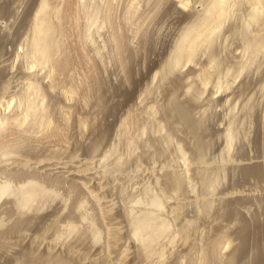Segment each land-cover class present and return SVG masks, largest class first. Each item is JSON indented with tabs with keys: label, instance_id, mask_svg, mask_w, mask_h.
<instances>
[{
	"label": "rangeland",
	"instance_id": "374dc122",
	"mask_svg": "<svg viewBox=\"0 0 264 264\" xmlns=\"http://www.w3.org/2000/svg\"><path fill=\"white\" fill-rule=\"evenodd\" d=\"M38 1L0 0V62L3 63H0V85L3 86L5 82L7 84V81L3 82V79L7 78L9 82L11 80V92L17 90L20 93L23 87L22 83L26 81L25 78L30 71L32 72L28 68L26 52H28L29 46L26 45L24 37L26 38L25 34L31 27ZM205 1L188 0L189 5L187 9L183 10L179 8L175 0L174 2L173 0L57 1L59 7L62 5V8L60 7L61 13L65 14L64 17L61 14L60 24L62 23L61 30L64 31V35L62 34L63 37L61 38L62 50L56 55L59 58L58 69L55 70L54 78L49 79H42L44 69L42 71L40 69L34 70L38 75V81L40 80L38 82L40 83L39 89L41 96H43L40 98L42 101L39 105L45 107L49 113L48 116L52 122L51 127L38 132L39 130L34 127L35 124L32 123V119L29 118L25 122L26 124H22L21 127L13 124L12 121V124H5L6 130L3 131V135H0L1 145L3 143L6 145L9 142L7 145L10 154L7 156L0 155V187L3 185L8 187L7 194L0 198V237H2V239L0 238L2 240V242L0 240V264H29L30 261L32 262L40 256H47L51 253L49 249H53V253L59 252L61 257L63 254V258L68 260L66 264L101 262L107 253L106 245L109 239L107 232L103 229L105 226L103 224L112 223L114 218L121 223L118 224L120 228L122 227L121 236H124L123 240L126 239L127 248L129 246L126 264H138L139 260L140 262L144 260L140 259L143 255L136 256L139 254L137 251L139 245L127 234L126 228L130 216L127 215L126 209L133 210L130 212L135 215L140 214L146 207L145 200L149 198V192L146 188H149L153 195L154 193L157 195L163 188L158 192V187L160 188L158 183L164 184L163 180H165L167 172L175 169L171 172L183 173L185 170L183 167L186 166L185 162L192 158L188 155L193 153L195 142L192 141L193 139L187 130L183 127L176 129V127L167 126L168 133L166 130L161 133L158 131L157 125L159 120H163V114H158L157 119H154L149 112V107L157 101L158 104L160 102L164 105L173 85L184 77L190 78L189 83L193 84L194 89L191 95L186 96L185 90H180L178 97L183 101L192 102L194 117L196 120L201 119L200 121L203 119L202 122L205 121L204 126L208 128V132L205 131L209 136L207 138L212 142V147L208 153L209 164L214 170V175L217 172L220 174L215 176L221 177L219 178L220 185H218L215 194L221 196L222 192L225 193L231 188H236L241 193H244L245 188L247 193L254 189L257 193L255 195L259 196L257 199L264 202L263 183L253 179L251 182L247 180L248 183L244 181L237 183L239 181L238 175L235 176L234 173L232 175L231 168L222 169L224 167L222 165H225L227 159H232L233 162H246L249 161L246 159L250 158V160L261 157L260 160L264 159L263 143L259 145L264 134V53L251 65L252 67L250 66L249 69L243 71L237 78L233 76L236 75L238 62L247 59L246 55L249 56V54H244L246 50L243 44V36H241L244 25H242V21L249 11H247L248 4L246 5L245 2L239 0L235 2V6H232L233 8L229 11L231 14L225 19L226 21L223 20L219 33H216L218 37L215 39L213 48L205 47L196 60L198 62L176 68L168 76L169 79L164 81L165 84L159 77L153 80L155 72L162 67L179 43L185 27L189 25L188 22L197 20L201 14ZM99 8L101 9L99 10ZM94 11L99 13V18L92 26L89 25V19L92 17L91 14L95 13ZM96 13L94 14L95 18L97 17ZM253 28L254 26L251 29ZM17 53H20L19 58L16 57ZM212 53L218 61L216 65L210 67L213 75L212 80L207 85H203L198 70L209 62ZM227 68H231L230 74H226ZM174 79L177 81L175 82ZM226 81L231 83L230 89L219 90L218 92L217 84ZM71 87L74 93L68 95L65 92ZM146 89L150 90L149 94H146ZM18 105L19 103L15 105V108L13 105L10 110L6 111L0 105V113L11 119L22 112V106L19 105L18 108ZM248 106L250 109L247 108ZM11 122L7 121V123ZM232 123H234L236 135L230 144L231 146L229 145L230 151L227 155L224 150L228 140L223 132ZM166 133L170 135L169 143L166 142L168 144L163 140ZM110 147H113V153L104 156L103 153ZM179 148L185 151L186 157L190 158L184 157V152L181 155L182 151ZM0 154L2 153L0 152ZM71 154H74L75 158ZM47 157L53 162L52 164L56 162L51 165L49 160L54 169L50 165L49 167L52 169L47 166L44 167L43 165L46 163L40 162ZM71 157L74 158V161L69 159ZM183 157L187 159L185 162ZM61 162L63 164H60ZM65 162L69 165H66ZM72 164L92 167L90 170L95 176L92 183L96 186L93 185L94 188L99 189L102 200L112 202V211L106 215L105 223H99L104 220H99V214L97 209L94 210L92 201L90 199L88 201L87 194L85 195L83 189L77 185V179L67 173ZM168 165L171 166L168 167ZM67 166L70 168H66ZM34 178L36 179L35 182L44 189L42 190L40 185L37 186L36 184L35 189L38 194L36 197L34 196L36 199L34 198L35 200L30 202L25 198V191L28 188L26 182ZM187 178L191 185H187L188 188L187 186L184 187V192L175 198L176 200L179 198L180 203L181 201L187 204L192 203V206L186 207L185 212L187 215H194L193 201L199 200L206 191L192 172L187 173ZM156 179L159 180L158 183H156ZM156 184H158L157 187ZM249 186L251 188H247ZM37 187L41 190H38ZM21 190H25L22 191L24 195ZM145 192L148 193L145 194ZM141 197L143 201L136 203V199H141ZM186 200L187 202H185ZM82 202H84L83 206ZM171 202L166 203L165 208L167 210H165L168 213L175 204ZM179 202L176 201V203ZM262 206L264 208V204L256 203L250 208V215L254 214V218L258 216L257 222L249 215L250 221H256L255 226L258 223L259 225L263 223L262 226H264V216L260 215L263 214L262 211L264 210ZM166 211L165 213L168 214ZM69 220L75 222V225L79 223L76 228L79 230H75L76 226H73L75 231L72 230V227L70 229L69 224H67ZM200 223L203 222H199L198 225ZM204 223L203 226H197V230L192 234V239L195 238L194 241L198 244H195L193 240L191 242L193 241L192 244L199 249L205 245L202 240L206 241L207 239L204 237L207 236L205 232L208 230L205 229H208V224ZM15 224L18 228L14 231L12 228L15 227ZM255 226L253 225V228ZM66 227L68 228L66 229ZM95 227L100 229L99 235L96 237L98 240L93 237L95 236L94 230H97ZM11 229L12 231H10ZM198 229L201 230L200 233ZM203 232L204 234H202ZM59 233L62 236L55 239ZM254 233L256 234V231L252 234ZM201 234L203 236H200ZM252 236L249 240V242L251 241L249 244L251 248L258 243L257 234L256 237ZM3 237L6 238L3 239ZM165 241H167L166 238ZM134 243H137L138 248ZM177 243L173 245L175 247L170 246L169 249L171 250L167 251L168 258L165 256L162 263L158 260L156 263L153 260L154 263L152 262V264H174L176 262V264H190L187 259L180 258L185 252V246L183 247L182 243H179L180 245ZM31 248L32 250H30ZM173 248L175 249L173 250ZM72 249H75L76 252L74 250L73 253ZM231 253L232 250L229 248L223 254L227 258ZM26 255H29L28 260L24 261ZM212 264L215 263L212 262Z\"/></svg>",
	"mask_w": 264,
	"mask_h": 264
},
{
	"label": "bare ground",
	"instance_id": "6f19581e",
	"mask_svg": "<svg viewBox=\"0 0 264 264\" xmlns=\"http://www.w3.org/2000/svg\"><path fill=\"white\" fill-rule=\"evenodd\" d=\"M57 1L58 0H39L37 5H36L37 7L35 8V12H34V15H33L32 21H31V27H29L27 34H25L26 38L24 37V41L27 43L26 45L29 46L28 52H26L27 53L26 55L28 57V58L26 57L27 62H28V68H29V70H32V72L30 71L29 75L27 74L28 75L26 77L27 79L25 78L26 81H24L22 83V86H23L22 91H20V93H19L16 90L15 92H17L18 95L15 92H11L12 84L10 85V83H12V81L10 80V82H9V80L7 78L5 80L3 79V82L7 81V84L5 82V84L3 86L0 85V90H1L0 91V94H1L0 105L5 109V111L10 110L13 105L15 108V105L17 103H19V105L22 106V108H23V109L20 108V109H22V112L20 110L21 113L19 115H17V116L15 115V117H12L11 119L7 118L8 117L7 115H6L7 116L6 117L4 114L2 115L0 113V135L1 134L3 135L4 134L3 131L6 130V128L4 127L5 124L6 125L12 124V122H13V124L21 127V125L24 124L29 118L32 119V123L35 124L34 127H36V129L39 130L38 132L45 131V129L51 127L52 122L50 120L51 119L50 116H48L49 113L47 112L45 107H40V105H39L40 101H42V99L40 100V98L41 97L43 98V96H41V92L39 89L40 83H38V82L40 80L38 81V78H37L38 75H36V71H34V70L40 69L42 71V69H44L45 71L43 70L44 73L42 74L43 75L42 79L43 78L49 79L52 77L54 78L53 75L55 73V70L58 69V66H59V63H58L59 60L58 59L59 58H57L56 55H58L60 50H62L61 38L64 35L63 34L64 31L62 32V30H61L62 29V26H61L62 23L60 24V22L62 20L61 17L62 16L64 17L65 14L63 15L61 13L60 10L62 8V5L60 6L61 7L60 8L58 6L59 4H57ZM175 1L179 5V8H182V10L187 9V7L189 5L188 0L187 1L186 0H175ZM203 1H205V0H203ZM239 1H241L243 3L245 2L244 4H246V5L248 4L247 11L248 10L249 11H248V14L246 15V17H244L243 21H242L243 22L242 25L243 24L244 25H243V30L241 32V36H243L242 37L243 42H244L243 44H244V48L246 50V53H244V54H249V56L246 55L248 57V58L246 57L247 59H245L244 61L240 60L241 62L240 61L238 62V68H236L237 69L236 75L235 74L233 75L236 78L239 75H241L243 71H245L246 69H249V67L257 61V59L260 57V55H262L264 53V0H239ZM173 2H174V0H173ZM173 2H172V4H173ZM235 2H237V0H206L204 5H203V10L201 11V14L197 17V20L196 19H194V20L190 19L192 21L188 22L189 25L185 27L186 29L183 31L182 36L180 35L181 37H180L179 43H177L176 47L171 52V54L169 55L168 59L164 62L162 67L158 71L155 72L153 80H156L157 77H159V78H161V80L165 84L164 81L169 79L168 76L171 73H173L176 68L185 66L186 64H189V63L195 64L196 62H198L196 60L198 59V56L200 55L202 50L205 47L208 48V47H212L214 45V43L216 41L215 39L218 37L216 35V33L221 29V27L223 25V20L226 21L225 19L229 17L228 16L229 14H231V13H229V11L231 10V8H233L235 6L234 5V4H236ZM106 4H107V2L105 3V5ZM113 5H115V4H113ZM91 9H92V7H91ZM100 9L101 8H99V10ZM62 12H64V11H62ZM110 12H111V10H110ZM67 13H69V12H67ZM102 13H103V11H102ZM61 14H62V16H61ZM94 14H91L92 17L89 16L90 17L89 25H92V26H94L95 21H97V19L99 18V16H98L99 13L98 14L96 13V15H97L96 18H95ZM108 20H110V19H108ZM64 21H65V19H64ZM122 21H124V20H122ZM252 26H254L253 29H251ZM64 28H65V26H64ZM107 28H108V26H107ZM94 30H96V29H94ZM240 31H241V29H240ZM89 39H90V37H89ZM116 41H118L117 38H116ZM120 52H122V51H120ZM16 57L19 58L20 53H17ZM217 61L218 60H217L216 56L212 53V55L209 59V62L206 65H203L201 68H199L198 75L202 78L203 85H207L212 80L213 75H212V72L210 71V67L216 65ZM0 63H2V61ZM29 70H28V72H29ZM230 72H231V68H227L226 74H230ZM4 76H5V74H4ZM10 79H11V77H10ZM23 80H24V78H23ZM18 81H20V80H18ZM174 81H175V79H174ZM189 81H190V78H188V77H184V79L177 81L173 85V88L171 89V92L168 95V97H166V103L164 105L160 104V102L158 104L157 103L158 101L157 102L155 101L156 103H154L153 105H151L149 107V112L154 119H157L156 117L158 114H160V113H161V115L163 114V117H162L163 120H159L158 125H157L159 132H161V133H162V131L165 132L164 130H166V132H167V128H166L167 126L174 127V128L176 127V129L183 127V129H186L188 134H190V137L193 139L192 141L195 142L194 143L195 145L193 146L194 151H192L194 154L191 153V154H193V156H191L190 153H189L190 155H188V156L192 157V158L189 157L190 159L188 157H186L187 154H185V151L180 149L181 147L179 148L182 151V153H180V154L182 155L184 152L185 155H183V156L189 159V160H187L186 158L183 157L184 162L187 160V162H185L186 164L184 163L186 166L183 167V168H185V170L183 169L184 170L183 173L182 172L178 173V171L177 172H174V171L171 172V170H175V169L170 170V168H168V167L171 165H168L167 169L170 171L167 170L168 171L167 174L165 173L167 176L165 175L166 178H165V180H163L164 184H162V182L158 183L159 180H157V179L155 180V181H157L156 183H158L160 186V188L158 187V192L163 187L161 189V191L159 193H157V195H155L156 193H154V195H155L154 196L152 194L153 192L150 193L149 188H146V190L148 189L147 191L149 192V194H148L149 198L146 197L147 195H145V197L148 198L147 200H145L146 202H144L146 207H144L145 209H143V211H141L140 214L138 213V215H135V214H133V212L132 213L130 212L133 210H127L126 209V211L128 212V213L126 212L127 215L130 216L129 221L127 220L128 217L126 219V221H128L127 222L128 224L126 223L127 224V228H126L127 234L130 238L135 240L134 242H137L139 245V249H137V251L140 255L137 253L138 255H136V256L143 255V257H141L140 259L141 260L144 259L145 261L144 260H142V261H144L145 264H150V263L152 264L153 260L154 261L158 260V261H160V263H162L165 259V256L167 257V254H168L167 251L171 250V249H169V248H171L170 246H173L176 244V242H178L177 244L182 243L181 245H183V247L185 246V249H184L185 252H183V256L181 255V257L180 256H178V257H180V258L183 257L184 259H187L190 264H207V263L212 264V262L215 264H249V263L250 264L251 263L252 264H264V226H262L263 223L260 225L258 223V224H256L257 226H255L254 223H256V221L258 222V219H256L258 216L256 215L257 217L254 218L253 217L254 214H252V216H251L249 213L250 208L253 207L256 203H259V204L261 203V205H263L264 202L262 200L261 201L258 200L259 196L255 195L257 193H255L254 189L250 193H247V192H245V190H246V188H245L244 193H241L236 188H231L230 190L228 189V191L224 190L225 193L224 192H222V194L220 193L221 196H217L215 194L218 185H220L221 181L219 178H221V177H219V178L216 177L217 176L216 174H218V176L220 174V173H217L216 171H215L216 176L214 175V172H213L214 170H213L212 166H210V164H209L208 153L212 147V142H211V140H209L207 138V137H209L206 134V131L208 128L206 126H204L205 121L202 122L203 119H202V121H200L201 119L196 120V118L194 117L193 109H192V105H191L192 102L190 103V102L183 101L182 99H179V97H178V92L180 90H185V92H186L185 96L192 94L194 86H193V84H191V82L189 83ZM52 83H51V86H52ZM230 87H231V83L226 81L223 83H218L216 88L218 89L217 91L219 92V90L226 91V90L230 89ZM13 88H14V85H13ZM162 88H164V87H162ZM145 92H146V94H149L150 90L146 89ZM65 93H68V95L69 94L73 95L74 90L71 87V89H68ZM19 105H18V108L20 107ZM247 108L250 109L249 106ZM7 121H10V122L12 121V122L7 123ZM234 127H235L234 123H232V125H230L225 130V132H223L224 135L226 136L227 140H228L226 149L224 150L226 154L230 151L229 150L230 149L229 147L231 146L230 144L232 143V141L236 135ZM49 131L51 132V130H49ZM27 133H28V131H27ZM27 133L24 132V134H27ZM167 133L165 134V139H163V140H165L164 141L165 143L166 142L169 143V141H170V135H167ZM52 134L55 135L54 133H52ZM261 136H262V133H261ZM262 137H263L262 142L260 141L261 140L260 138H259L260 139L259 141L261 143H259L258 141L257 142L259 143V145H262V143H263V145H262V147H263L264 146V134ZM8 143H6V145H4V143L2 145L0 144V152L2 153L0 155H3V156L6 155L7 156V154H9L8 153L9 152L8 145H7ZM168 143H166V144H168ZM10 145H12V144L10 143ZM92 147L95 148L94 146H92ZM99 147H98V149H99ZM260 148H261V146H260ZM181 151H179V152H181ZM11 153H13V152L11 151ZM112 153H113V147H110V148H108L107 151L105 150V153H103V154H104V156H107V155L112 154ZM71 155H73V157H74V154H71ZM0 158H1V156H0ZM74 158L71 157L69 159L73 160ZM259 158H260V156H259ZM61 159H63V158H61ZM250 159H246V160H249L246 162H241V161L240 162H236V161L233 162L232 159H227L228 161H226L225 165H222L224 167H222V166L221 167H222V169L224 168L225 170H226V168H228V169L231 168L230 169V170H232L231 174L232 175L235 174V176L238 175L239 181L237 180L238 178L236 177L237 178L236 180L238 181L237 183H239L240 181L247 182V180H250V182H251V179H253L256 182H261L264 184V159H262V160H260V159L250 160ZM49 160L50 159L47 157L46 159H44L40 162L46 163L43 165L44 167H46V166L49 167L50 162H51V160H50V162H49ZM62 162L60 164L64 163V162L63 163ZM66 162H65V164H66ZM70 162H72V161H70ZM52 163L53 162H51V165H54L56 162H54V164H52ZM80 163L81 162H79V164ZM38 164L42 165L41 163H38ZM40 165H39V167H40ZM66 165H69V164H66ZM68 167L69 166H67L66 168H68ZM52 168H50V169H52ZM91 168L88 167L87 165L86 166H79V165H73L72 164V167L69 170L67 169L68 170L67 173L69 175H71L72 177H74L75 179H77V181H76L77 185L79 187H81V189H83L85 195L87 194L86 196H88V198H87L88 201H89V199L92 201L94 208H95L94 210L96 211V209H97V212H98L99 217H100L99 220L101 221V220H104L106 218V215H109V213L112 211V204H111L112 202L109 203V202L102 200V198L100 197V194H99V189L94 188L95 185L92 183L94 182L95 176L93 173H91V170H90ZM163 168H164V166H163ZM45 169H47V168H45ZM225 170H223V171H225ZM189 172H192L194 174V176L198 178L202 187L206 191L205 194L202 195L199 200L193 201L194 202L193 203L194 204V211H193L194 215H187L185 212L186 207L188 205L192 206V203L187 204V203H183L182 201L180 203L178 201L179 198L177 200L175 198L178 194L180 195L181 192H184L183 191V190H185L184 187H186L187 185L188 186L191 185L189 179L187 178V173H189ZM35 180L36 179L34 178V179H30L28 182H26V185L28 186V188H27V191L24 190L26 192L25 198H26V200H29L30 202L36 197V194H38V193H36V189H35V186L37 184L35 182ZM160 183H161V185H160ZM158 184H156V187L158 186ZM243 184H245V183H243ZM38 185H40V184H37V186ZM188 186H187V188H188ZM241 186H239V187H241ZM250 186H252V184H250ZM250 186L247 188H251ZM25 187H24V189H26ZM40 187L42 188L41 185H40ZM43 189L44 188H42V190ZM7 190H8V187L6 185H3L0 187V198L3 195L7 194ZM38 190H41V189L38 188ZM38 190H37V192H39ZM240 190H242V189H240ZM22 191L23 190H21V192ZM147 193L145 192V194H147ZM46 194H47V192H46ZM23 195H24V193H23ZM86 196H85V198H86ZM257 197H258V199H257ZM23 199H24V196H23ZM174 199L179 203H176V201L175 202L173 201L175 204L173 202H171ZM24 201H23V203L26 202V201L25 202ZM142 201H143V199L141 197V199H139V198L136 199L135 202L139 203ZM30 202H28V203L30 204ZM168 202H171L174 204V205L172 204L173 206L171 205L172 208L170 209L171 211L169 210L170 211L169 213L166 211L167 208H165L166 203L168 204ZM185 202H187V200ZM190 202H192V201H190ZM262 202H263V204H262ZM83 203L84 202L81 203L82 206H83ZM23 205H25V204H23ZM21 207H22V205H21ZM78 207H80V206H78ZM262 208H263V206H262ZM165 211L168 214H166ZM262 213L263 214H260V215L264 216V210L262 211ZM249 215H250V217H252V219H256V221L251 220L253 222L252 223L249 219ZM83 218H85V217H83ZM70 221L71 220H69V222ZM69 222L67 224H69L70 229H71V227L73 228V226L74 227L76 226L75 230H79V229H76L77 226H79L78 225L79 223L77 225H75V222H72V221L70 223ZM199 222H203V223L206 222L208 224L207 225L208 229L205 227L206 228L205 230H208L207 232H205V235H207V236L204 237L205 239L206 238L207 239H206V241L204 239L202 240V241H204V243L200 241L201 243L205 244L204 246L201 245L202 247H200V249L197 248L196 245L194 246V244H192V242L195 239V238L192 239V236H193L192 234H194L193 232L197 230V226H199V227H200V225L203 226V223H200V225H198ZM22 223H23V221H22ZM99 223L103 224V223H105V220L101 221ZM118 224H121V223L116 221L115 218L112 220V223L103 224V225H105L104 227L99 224L101 227H103L104 231L107 232V234H108L109 239H108V244L106 245L107 246V249H106L107 253H105L106 254V255H104L105 258L102 259L103 261H101V262L91 260V261H93V264H126V262H128V261H126V259H128V255H129L128 254L129 246L127 248V245H126L127 241L125 243L126 239L123 240L124 236L123 237L121 236L122 235L121 234L122 233V231H121L122 227L120 228V226ZM252 224L255 226V228L256 227L257 228L256 229L253 228ZM16 225L17 224H15V227L12 228V229H14V231L18 228V227H16ZM91 225H93V224H91ZM204 225H205V223H204ZM67 228L68 227H66V229ZM95 228H97V227H95ZM12 229L10 231H12ZM98 229L99 228H97V230ZM252 229H254L256 231L257 238H258V239L257 238L256 239L258 240V243L256 242L257 244L256 245L254 244L255 247L251 248L250 247L251 245H249L251 242V241L249 242V240L251 238L250 236L253 235L252 237H254L256 235L255 233H254L255 235L252 234L253 232H255ZM72 230H74V228ZM97 230H94L95 231L94 232L95 236H93L94 238H96L99 235L100 229L98 231ZM198 231H199V229H198ZM200 231H199V233H200ZM8 232H9V230H8ZM92 233H93V230H92ZM59 234H58V236L55 237V239L56 238L59 239L60 238L59 236H62L61 234L60 235ZM202 234H204V232ZM202 234L200 236H203ZM0 236H1V234H0ZM0 238L2 239V237H0ZM5 238L3 237V239H5ZM165 238L167 239V241H165ZM200 238H202V237H200ZM96 239L98 240V238H96ZM191 240H193V241L191 242ZM198 240H199V238H198ZM252 241H253V239H252ZM1 242H2V240H1ZM36 243H38V242H36ZM137 243L136 244L134 243V244L137 245ZM196 243L197 242H195V244ZM138 245H137V248H138ZM35 247H38V246H35ZM173 247H175V246H173ZM32 248L30 250H32ZM229 248L232 250V253L227 258H225L223 253L225 250H227ZM174 249L175 248H173V250ZM46 250L48 251V249H46ZM52 250L49 249V251L51 253H49V254L46 253V254H48L47 256L43 255V257L40 256L37 259L34 258L35 260H32L33 259V255H32V259L29 257V259L32 260V262L30 261L29 264H66V262L68 260L66 261L63 258V254L61 257L59 252L53 253ZM72 250H73L72 252L74 253L75 249H72ZM106 250H105V252H106ZM69 251H71V250H69ZM75 252H76V250H75ZM39 253H40V251H39ZM29 254H31V252ZM37 255H34V256L38 257L39 255L38 256ZM69 255L71 256L72 254L69 252ZM175 255H177V254H175ZM23 256H21V257H23ZM28 256L26 255V259L24 258V261L28 260ZM70 256H68V257H70ZM178 257H177V259H179ZM96 259H97V257H96ZM69 260H70V258H69ZM133 261H134V259H133ZM142 261L140 262V260H139L138 264H141ZM182 262H183V260L181 261V263ZM156 263H157V261H156ZM176 263H174V264H176ZM26 264H28V263H26ZM178 264H180V263H178Z\"/></svg>",
	"mask_w": 264,
	"mask_h": 264
}]
</instances>
